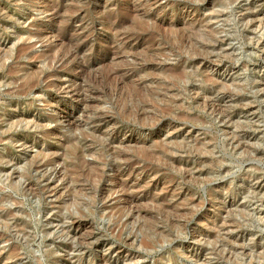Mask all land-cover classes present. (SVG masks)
Returning <instances> with one entry per match:
<instances>
[{
  "label": "rangeland",
  "instance_id": "374dc122",
  "mask_svg": "<svg viewBox=\"0 0 264 264\" xmlns=\"http://www.w3.org/2000/svg\"><path fill=\"white\" fill-rule=\"evenodd\" d=\"M0 235V264H264V0H0Z\"/></svg>",
  "mask_w": 264,
  "mask_h": 264
},
{
  "label": "bare ground",
  "instance_id": "6f19581e",
  "mask_svg": "<svg viewBox=\"0 0 264 264\" xmlns=\"http://www.w3.org/2000/svg\"><path fill=\"white\" fill-rule=\"evenodd\" d=\"M154 3V2H153ZM53 9H55V8H53ZM53 11V10H52ZM203 26V25H202ZM205 29V28H204ZM204 29H202V30H204ZM205 31V30H204ZM208 34H204V33H202V34H204L203 36H211L212 34H214L213 33V31L212 30H209L208 32H207ZM192 36V35H191ZM44 38V37H43ZM187 38V36H185V35H182L181 37H178V39L180 40V41H185V39ZM27 49H28V47L27 46H23V47H21L20 48V50H19V52H20V54H23L24 52L26 53V51H27ZM172 74V73H171ZM178 75H180V74H178ZM25 82H26V80H25ZM77 87V86H76ZM34 88H35V84H34ZM29 89H31V88H29ZM28 90V89H27ZM76 93V92H75ZM145 103V102H144ZM146 104V103H145ZM164 147V146H163ZM166 149V148H165ZM168 151V150H167ZM174 154V153H173ZM154 156V155H153ZM37 161V160H36ZM32 162V167H34V166H38V162ZM127 162V161H126ZM136 205V204H135ZM3 222V221H2ZM5 222V221H4ZM4 237V235H0V238H3Z\"/></svg>",
  "mask_w": 264,
  "mask_h": 264
}]
</instances>
